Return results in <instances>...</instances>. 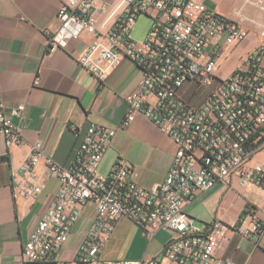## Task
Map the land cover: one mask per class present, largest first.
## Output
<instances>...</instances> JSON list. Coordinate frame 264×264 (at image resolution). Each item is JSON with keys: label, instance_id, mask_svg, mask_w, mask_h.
I'll list each match as a JSON object with an SVG mask.
<instances>
[{"label": "built area", "instance_id": "built-area-1", "mask_svg": "<svg viewBox=\"0 0 264 264\" xmlns=\"http://www.w3.org/2000/svg\"><path fill=\"white\" fill-rule=\"evenodd\" d=\"M140 15L152 22L146 38L136 41L130 32ZM57 17L60 27L49 38L50 51L86 32L93 40L79 62L99 83L124 59L140 68L142 78L138 90L126 96L127 112L119 126L91 124L69 164L47 155L41 142L33 144L21 168L28 180H20L16 191L33 198L42 192L36 175L41 162L61 185L24 247L22 264H97L122 217L150 238L161 228L173 236L158 255L110 264H236L219 249L230 227L245 237L262 232L264 222L255 208L246 207L249 222L229 226L217 219L201 230L186 206L199 192L220 183L230 186L233 178L264 190V41L244 66L220 77L216 71L225 46L241 44L248 31L242 20L209 10L205 0H62ZM24 109L20 104L5 110L0 78V132L8 146L23 141L12 116L22 117ZM138 113L176 144L167 177L151 188L133 181V166L124 157L108 174L100 171L117 130ZM88 202L96 205L95 222L76 258L61 260L58 254Z\"/></svg>", "mask_w": 264, "mask_h": 264}, {"label": "crops", "instance_id": "crops-1", "mask_svg": "<svg viewBox=\"0 0 264 264\" xmlns=\"http://www.w3.org/2000/svg\"><path fill=\"white\" fill-rule=\"evenodd\" d=\"M61 1L0 0V78L5 110L25 106L22 117L12 116V122L22 129L23 141L8 146L0 132V264H22L24 247L49 212L61 185L41 162L36 175L42 192L33 198L16 191L20 180H28L21 168L33 144L41 142L47 155L69 164L91 124L119 126L127 112L126 96L138 90L142 78L140 68L124 59L99 83L79 62L93 40L86 32L78 39H70L66 46L50 51L49 38L60 27L57 13ZM205 4L211 11L242 20L248 31L246 39L232 48L219 39L225 53L216 72L227 77L244 66L250 52L264 41V0H205ZM175 152L172 138L138 113L129 125L117 130L100 171L108 174L114 162L124 157L133 166V181L151 188L165 180ZM250 205L264 222V190L255 184L244 187L238 178H233L230 186L220 183L199 192L186 211L194 226L202 230L217 219L229 226L241 219L249 222L251 216L246 207ZM96 214L93 202L83 206L59 259L76 258ZM172 236L171 230L161 228L150 238L130 218L122 217L97 264L150 258L160 254ZM219 254L236 264H264V228L250 237L228 228Z\"/></svg>", "mask_w": 264, "mask_h": 264}, {"label": "rangeland", "instance_id": "rangeland-1", "mask_svg": "<svg viewBox=\"0 0 264 264\" xmlns=\"http://www.w3.org/2000/svg\"><path fill=\"white\" fill-rule=\"evenodd\" d=\"M151 18L147 15H140L138 16L131 32H130V35L131 37L136 40V41H143L146 36H147V33L150 29V26H151ZM207 89L204 90V92L202 93V95L198 98V100H200V98L203 97V95L205 94V91Z\"/></svg>", "mask_w": 264, "mask_h": 264}]
</instances>
